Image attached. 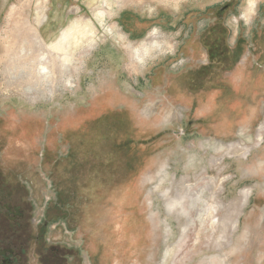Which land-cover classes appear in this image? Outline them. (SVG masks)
Here are the masks:
<instances>
[{"label":"rangeland","instance_id":"obj_1","mask_svg":"<svg viewBox=\"0 0 264 264\" xmlns=\"http://www.w3.org/2000/svg\"><path fill=\"white\" fill-rule=\"evenodd\" d=\"M107 1L110 7L102 0H0V102L8 109L15 102V115L28 117L15 130L1 127L4 139L14 141L16 164L28 165L20 156L35 154L45 141L66 180L78 162L98 161L92 162L98 172L86 173L76 191L61 192L62 204L51 205L55 174L41 173L33 156V229H43L48 244L67 248L65 264H221L224 257V264H264V89L256 90L253 106L250 91L230 98L231 72L221 74L224 85L219 78L205 89L206 96L191 94L184 82L186 53L208 62L204 40L218 22L225 51L233 54L241 44L240 79L249 55L264 58V0L256 1L249 23L243 15L250 0ZM99 8L107 11L104 25L93 16ZM90 34L97 36L91 46ZM23 41L31 69L43 62L48 75L34 69L29 82L10 77L8 57L22 52ZM144 43L152 48L145 64L133 52ZM60 44L63 49H54ZM33 74L41 82L34 84ZM229 101L238 115L233 120L200 117ZM34 116L48 126L28 125ZM124 169L121 179L117 171ZM207 203L216 205L215 220Z\"/></svg>","mask_w":264,"mask_h":264},{"label":"flooded vegetation","instance_id":"obj_2","mask_svg":"<svg viewBox=\"0 0 264 264\" xmlns=\"http://www.w3.org/2000/svg\"><path fill=\"white\" fill-rule=\"evenodd\" d=\"M219 25H221V22L211 26V28L208 29V39L205 38L204 40L208 62L199 64L196 62L194 55L191 54L190 56V53H186V57H189L187 61H189L185 63L184 77L186 81L184 80V82L187 84L188 92L191 94L195 92H203L210 85H213L219 78L220 83L224 85V82L221 80V74L223 72H231V75L228 76L229 80H227L231 83V85L228 84L227 86L232 88V93H230L232 96H230V98L236 101V91H239V89L240 91L247 90L252 94L253 100L251 104L254 106L256 105V90L264 89V71L261 70L263 64L260 63L264 58H261L256 51L253 52L252 56L249 55L251 58L249 68L243 72L244 76L240 79V76H238L237 73H239L238 69L242 57L241 44L240 42L237 43L234 52H232L233 54L225 51V32ZM198 64L200 66H197ZM256 65H259L260 69L256 68ZM178 85L179 84H175L174 88ZM222 89L223 88H221V90ZM200 96H206V92H203ZM196 97H199V95ZM230 101L228 107L218 106L215 109L213 107H210V109H204L200 117L203 119H223L226 116L230 118V120H233L234 117H237L238 115L232 114L233 107L232 104H230ZM11 103L12 108L8 109L5 106H2L0 102V264H65L63 261L65 256L62 254L68 252L67 248L61 247L57 244H48L45 239L46 234L42 233L43 229H33V225L36 221L34 220L33 208V180L29 173H31L36 166H33L32 158L35 155L36 157H39L41 163L39 168L40 172L42 171L41 173L46 172L48 174H55V176L50 175L51 179L48 177V179L51 180V186L55 187L56 190V197L50 200L51 205L62 204V193L64 194L67 192L70 194L71 192L76 191L79 179L86 178V173H89L90 175L96 173V171L98 172V169L95 170L92 164V162L95 163L98 161L92 160L90 163L89 160L87 165H80L78 162L77 166H74L72 171H67L69 178L66 180V177L64 175L62 176V167L59 166V164L62 163H59L61 160L58 162L54 161L56 157L57 160L59 159V155L55 153L56 150L50 148L52 145L45 141L41 144L42 149H35L36 153L33 155L29 154L30 150H25L23 156L21 155L20 157L29 164H25L26 166H18L15 162V156L13 155L14 141L10 142L11 139H4L5 136H2V132L6 127L10 128L9 125L12 124L13 130H15L14 128L17 124L25 126L28 117H17L15 115V102ZM186 112L188 117H191L193 108ZM116 114H118V111H116ZM29 119L31 122H29L28 125L37 122L41 123V120L46 126H48L49 123L47 122L48 120L45 119V121H43L44 119H41L38 116ZM56 122L57 121L54 120L50 122L52 125L51 132H53V127L56 125ZM2 124L4 126L8 125L3 128V131L1 130ZM188 125L192 128L194 125V119L189 120ZM256 127L257 119L254 117L252 119V124H250L249 127V132L253 136V139L257 135L255 132ZM260 127L261 125L257 128V132ZM181 132L183 133H179V136H176L181 138L186 135L184 129H181ZM109 137L108 135H105L104 139H102L104 141V146L105 143L109 141ZM24 141H28V139L25 138ZM103 153H105V150L98 152L97 155L100 157ZM76 155H78L76 152L71 153V157H76ZM62 158L64 159V157ZM101 168H103V166H101ZM125 170L126 169L123 171H117L121 173V179L126 176ZM101 172L102 170L99 171L100 176L103 173ZM107 172L109 173L110 171ZM104 176L105 179L113 178L111 177L112 172L108 176L105 174ZM63 188L65 190H63ZM47 220L48 219L45 218L44 222L46 223ZM221 261L224 263L225 257L221 258ZM66 264H69V262H66Z\"/></svg>","mask_w":264,"mask_h":264},{"label":"bare ground","instance_id":"obj_3","mask_svg":"<svg viewBox=\"0 0 264 264\" xmlns=\"http://www.w3.org/2000/svg\"><path fill=\"white\" fill-rule=\"evenodd\" d=\"M103 1V5H107L108 7H110L111 6V4L109 3V1H107V0H102ZM257 0H250L249 1V5H248V7H247V9L245 10V12H244V15H243V17H244V19H246V22H250L251 21V18H252V16H254L257 12H256V9H257V6H258V4H257V2H256ZM93 11V10H92ZM106 10H104V9H101V8H99V9H97V10H95V11H93V16H94V18H96L100 23H101V25H104V23H105V20H106ZM89 23H88V26H87V29H88V32L91 30L92 31V34L94 33L93 32V29H91V27H89ZM110 27H111V25H110ZM24 29V28H23ZM86 29V30H87ZM22 30V29H21ZM20 29H19V32L17 33V34H21V33H24V32H26V30L25 31H21ZM18 31V30H17ZM87 32V31H86ZM107 32H109V33H113V34H115L116 32H115V30L113 31L112 29H107ZM27 34H29V31L27 30V32H26ZM22 35V34H21ZM31 35V34H30ZM91 35V34H90ZM95 35V34H94ZM93 35V36H94ZM116 35H117V33H116ZM18 35H16V37H17ZM24 36V35H23ZM22 36V37H23ZM32 36V35H31ZM92 36V35H91ZM92 36V37H93ZM159 36V35H158ZM97 37V36H96ZM95 36H94V39H90V46L91 45H94V42H95V38H96ZM18 38V37H17ZM28 37H26V39H27ZM67 37H63V41H66L65 39H66ZM69 38V37H68ZM123 38V37H122ZM30 39V38H29ZM96 40H97V38H96ZM123 40H124V38H123ZM78 41V40H77ZM156 41H157V39H156ZM15 42V41H14ZM33 42V41H32ZM35 42V41H34ZM160 42V41H159ZM9 43V42H8ZM16 43V42H15ZM19 43V42H18ZM96 43V42H95ZM34 44V43H33ZM22 46H21V50H22V52H17V53H13V55L12 56H10V57H8V58H10V61H8V63H7V70H8V72H9V75H10V77H12V78H14L15 80H17V78L20 76V75H23V79L24 80H22V82L23 81H25V82H29V81H31V79H30V75L32 74V73H34L33 71H34V69H36V68H34V69H31V66H32V62H30V61H27L26 60V58H29V57H26V51H27V48H29L27 45H29L28 44V42L27 41H23L22 42V44H21ZM54 45V44H53ZM11 46V45H10ZM13 46V45H12ZM34 46H35V44H34ZM14 47V46H13ZM31 47V46H30ZM41 47V46H40ZM39 47V48H40ZM63 46L60 44V45H58L57 47H55L54 49H63L62 48ZM80 47V46H79ZM93 47V46H92ZM125 47V46H124ZM160 47V46H159ZM31 48H33V47H31ZM126 48H128V46L126 47ZM13 49V48H12ZM17 49H18V47H17ZM35 49H36V47H35ZM35 49H32L33 50V52H34V50ZM57 49V50H58ZM134 49V50H133ZM132 50H133V52L135 53V56L134 57H136L140 62H142L143 64H145L146 62H147V58H149V55H150V53H151V51H152V48H151V46H149L147 43H144L143 45H141V46H139L138 48L136 47V48H133ZM20 51V50H19ZM56 51V50H55ZM55 51H54V53H55ZM62 51V50H61ZM162 51H163V49H162ZM24 52H26L25 53V56L24 55H22V53H24ZM38 52V51H37ZM45 52V51H44ZM47 52V51H46ZM53 52V51H52ZM129 52H130V50H129ZM164 52V51H163ZM9 53V52H8ZM12 53V52H11ZM32 53V52H31ZM31 53H30V55H31ZM58 53V52H57ZM10 54V53H9ZM35 54V53H34ZM39 54V53H38ZM48 54V53H47ZM53 53H51V55H52ZM61 54V53H60ZM73 54V53H72ZM132 54V53H131ZM36 55V54H35ZM35 55H33V56H35ZM133 55V54H132ZM37 57V56H36ZM54 59V58H53ZM61 60H64L63 58H60ZM57 61V60H56ZM5 62V61H4ZM137 62V61H136ZM65 63H67V60H65ZM59 64V63H58ZM73 64V63H72ZM76 64V63H75ZM138 64V63H137ZM142 64V65H143ZM149 64V63H148ZM56 65V64H55ZM79 65V64H78ZM66 66V65H65ZM55 67V66H54ZM37 69H39V73H41L42 75H48V73H49V70H48V68L46 67V65H44L43 64V62L39 65V67L37 68ZM36 69V70H37ZM61 69V68H60ZM60 69H58V70H60ZM62 69H64V68H62ZM54 70V69H53ZM72 70V69H71ZM64 71V70H63ZM73 71V70H72ZM23 73V74H22ZM35 74V73H34ZM33 74V75H34ZM55 75H56V73H55ZM54 75V76H55ZM59 75H60V73H59ZM63 75V74H62ZM61 76V75H60ZM72 77V76H71ZM70 77V78H71ZM61 78V77H60ZM59 77L57 78V80L58 79H60ZM21 79V78H20ZM34 80H35V82H33L34 84H38V82H41V79H40V77H38V76H36L35 77V75H34V78H33ZM32 79V81H34ZM65 80V79H64ZM18 81V80H17ZM71 81V80H70ZM47 82H49V81H47ZM54 83L55 81L54 80H51L50 81V83ZM31 83V82H30ZM50 83H48L49 84V86H50ZM28 84V83H27ZM75 84V83H74ZM74 84H71V82H69V85L73 88L74 87ZM18 85L20 86V84L18 83ZM23 86H25V85H23ZM22 86V87H23ZM69 86V87H70ZM9 90V89H8ZM219 208V207H218ZM205 210H206V214H207V216H210V217H212L214 220L217 218V217H215V212H216V210H217V208H216V205H214V204H208L207 203V205H206V208H205ZM206 217V216H205ZM215 223H218V221H214ZM207 239V238H206ZM219 261H220V263L221 264H224V263H222V261H221V259H219ZM216 262V261H215Z\"/></svg>","mask_w":264,"mask_h":264}]
</instances>
